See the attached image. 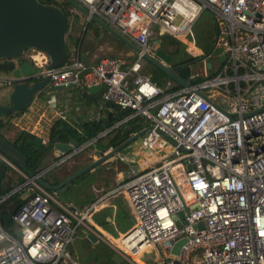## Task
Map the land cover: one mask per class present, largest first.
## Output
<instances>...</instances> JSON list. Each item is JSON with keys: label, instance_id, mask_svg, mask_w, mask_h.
I'll return each mask as SVG.
<instances>
[{"label": "built area", "instance_id": "1", "mask_svg": "<svg viewBox=\"0 0 264 264\" xmlns=\"http://www.w3.org/2000/svg\"><path fill=\"white\" fill-rule=\"evenodd\" d=\"M76 1L138 48L132 60L103 56L84 63L73 48L53 68L35 48L22 59L54 88L101 85V100L129 110L114 126L135 115L147 121L136 141L156 159L138 172L129 168L110 189L123 195L133 223L108 237L89 219L97 201L72 211L35 181L40 170L29 177L0 153L22 177L0 194V205L14 207L15 225L11 233L0 223V264H81L66 251L79 227L130 264L146 252L152 264H264V0ZM204 10L216 24L217 67L175 89L172 80L159 86L141 74L143 55L153 52L152 32L180 40L193 58L203 55L191 27ZM1 63L17 64L14 58ZM5 74L0 70V86L10 87L16 78ZM165 146L159 158L155 150ZM72 155H59L54 165ZM16 197L23 201L13 205Z\"/></svg>", "mask_w": 264, "mask_h": 264}, {"label": "water", "instance_id": "2", "mask_svg": "<svg viewBox=\"0 0 264 264\" xmlns=\"http://www.w3.org/2000/svg\"><path fill=\"white\" fill-rule=\"evenodd\" d=\"M62 1L66 2L84 18L82 35L85 33L86 26L89 23H93L125 45L130 49L131 53L138 51V48L131 41L117 33L94 15L89 14L76 0ZM66 19V15L59 8L51 4H42L37 0H0V59L14 58L17 63L9 70L10 74H8L9 71L6 72L8 76L16 78V81L10 87H7L10 89L8 103L5 105L0 104V118L8 113L24 110L32 102L35 95L43 91L48 84V77L41 78L37 71L22 59L21 54L25 49L35 48L46 53L49 57L47 68L56 67L64 61L66 55L65 35L69 29ZM213 25V41L209 49L202 56L189 61L179 62L180 59L174 60V58L168 56L164 52V49L159 47V41L155 40L156 48L153 52L144 54L143 60L178 85L185 86L187 82L191 81V78H187L190 64L206 59V67L209 68L207 64L209 59L207 57L211 53L214 55L218 53L219 60H222L220 49L214 47L217 36L215 22H213ZM100 90L101 85L90 86L81 89V96L95 99ZM106 104L113 105L110 101H106ZM144 131L145 128L130 135L125 141L105 153H102L101 150H95L94 155L97 156L96 159L77 168L57 184H50L42 177H35V181L44 190L56 192L57 199L64 204L68 203L69 208L74 211L75 206L72 204L74 202L72 194L67 191L68 184L83 173L102 164L107 158L116 154L123 147L136 141ZM86 145L77 146L73 139H69L66 143H54V149L57 152V156H59L67 153L75 154L74 150H81ZM0 153L25 175L29 177L35 176V173L26 167L25 158L1 134ZM8 167L5 162L0 160V189L1 181L4 174L7 173ZM53 167L54 162L49 163L40 170V173L44 175L45 172L51 170ZM177 216L182 218L181 213H178ZM86 237L91 241H95V237L90 232H87ZM182 242V239L175 242L171 252L177 254L178 246ZM114 258L116 259L115 255ZM117 259L119 260L118 256Z\"/></svg>", "mask_w": 264, "mask_h": 264}, {"label": "crops", "instance_id": "3", "mask_svg": "<svg viewBox=\"0 0 264 264\" xmlns=\"http://www.w3.org/2000/svg\"><path fill=\"white\" fill-rule=\"evenodd\" d=\"M78 21V24L84 25V18L82 19V21H80V19ZM74 28L76 27L74 26ZM74 28L73 30H75ZM72 33L74 35H77V33L74 31ZM94 34H97V32H95L94 28H91V30H89L88 33L84 35L81 43L78 46V50H76L77 57L84 63H93L98 58L102 57L103 54L108 53L114 49V46L108 41H97L94 38ZM68 43L71 44L70 42ZM150 46L152 48V51H154V48L156 47L155 41H153L152 44L150 43ZM70 48H74L73 45L70 46ZM119 51L122 52V50L120 49ZM124 55L125 58L123 59V61L127 62L131 59L134 53H131L130 51V53H126ZM44 92L45 94L43 96L40 94H36L29 106L26 107L23 112L20 111V115L17 116L16 119L11 118V120L5 122V124L0 128V134L8 142L11 143L16 132L23 129H28L30 132L35 133L38 136H42L44 139H46L49 124L54 119L60 118V114L58 115V113H61V115H63V118L60 119L65 120L67 123L71 124L78 123L81 120H96L100 117H104L107 113L110 112L111 107L113 106H110L106 104V101L101 100L99 97V93L97 94L95 99L81 96V90L77 87L54 88L50 85H47L44 89ZM38 99L41 103H45V111L40 110ZM31 106L38 107L40 111L36 112L31 108ZM113 127H115L114 124L110 128H107L102 132L106 133ZM90 144L91 143H89L88 145ZM109 149L111 148L102 151V153L107 152ZM95 150L99 149L92 148L91 153L88 154L89 159H86L75 166L81 167L91 160L96 159L97 156L94 155ZM51 155H57L55 149L52 150ZM154 159V156H148L147 152L138 148L137 141H134L130 145L123 147L116 154L110 156L102 164L99 165L100 170L99 172H95L94 181L89 185L88 188L84 185V183H82V187L80 186L76 188L75 194L72 195V198L74 200L72 204L77 210H79L89 205V203L86 202L89 199L92 202L97 201V208L90 214L89 219L98 229L106 233L108 237L112 236H110L109 232L105 229L107 223L113 225L111 228L112 233H117L119 235L128 231L133 223V218L129 211L127 202L125 201L121 193L115 192L109 194V191L112 187L120 182V180L123 178L124 172H127L129 168L138 172L147 168L150 162L155 161ZM70 162L73 161L70 160L68 163ZM56 166L58 165H54V167ZM88 191L93 192L92 194H89L87 193ZM11 201L13 205L16 204V199ZM99 212H101L103 215L99 216L100 219L99 221L97 220L98 223L96 224L92 220V216ZM114 255L116 256L117 261V255L115 253Z\"/></svg>", "mask_w": 264, "mask_h": 264}, {"label": "trees", "instance_id": "4", "mask_svg": "<svg viewBox=\"0 0 264 264\" xmlns=\"http://www.w3.org/2000/svg\"><path fill=\"white\" fill-rule=\"evenodd\" d=\"M37 1L42 4H51L59 8L66 15L67 17L66 24L68 25V19L70 16H72L71 15L72 8L66 2L62 0H37ZM84 35L85 34H83L82 36L81 34L74 35V34H70L69 32L66 33L65 35L66 55L64 61L67 60V58L69 57L70 49H71L70 46L73 45L75 50H78V46L81 43ZM207 36L212 37V40L210 42L212 43L214 36V26H212L211 32H209ZM155 38H156L155 40H158L161 45L163 46L167 45L173 47L172 51H174L176 55L173 57L174 60L180 59L179 62L189 61V59H186L183 56H181L180 58L179 55L177 54L178 50H183V52L185 51L186 46L183 43L166 34H158L157 36H155ZM68 42H70L71 44H69ZM205 49L207 51L209 48L208 49L205 48ZM12 67L13 65L10 63L0 64V70L5 73L8 72ZM153 70H154L153 76L150 75L149 78L156 85L163 86L166 81L171 80L157 69L153 68ZM156 74L164 76V78H166L165 79L166 81H164L162 85H160L158 82L154 80ZM177 87H179V85L175 83V85L170 89H175ZM39 94L41 95L42 91L39 92L37 95ZM21 112H23V110ZM128 113L129 110H120L117 106L113 105L109 113H107L104 117H100L96 120L93 119L81 120L78 123L70 124L67 123L65 120L56 118L48 126L47 136L44 143L41 142V138H43L42 136H38L37 134L30 132L28 129H23L21 131L16 132L11 143L12 146H14L17 149V151L25 158L26 167L30 171L36 173L39 170H41L43 167L48 165L49 163L55 162L58 159L57 155L55 156L51 155L52 150L54 149V143L56 142L66 143L68 142L69 139H73L76 142L77 146L80 145L82 146L86 142L94 138L91 147L104 151L108 148L112 149L118 146L120 143L126 140L131 134L136 133L148 126V123L144 118H142L139 115H135L127 119L126 121L119 123L117 126L111 128L104 135L100 137L97 136L105 129L110 128L115 122H118L121 119H123ZM14 114L20 115L19 112H15L13 114L8 113L4 115L2 118H0V128L5 124V122L9 121L14 116ZM62 164H59L58 166ZM58 166L50 170L51 173L50 175L46 177L44 174L42 178L50 184H57L59 181L63 180L65 177H67L69 174H71L73 171L79 168L73 166L72 169L66 173L67 175L59 177L53 174L54 169L57 168ZM97 167H94L89 171L83 173L82 175L77 177L74 181H72L70 184H68L67 186L68 193L72 194L74 192L72 195L75 194L76 188L80 187V185L78 186L77 182L81 179H85L84 185L88 188L89 185L94 181L95 176L94 174L93 175L91 174L93 173V171L98 170ZM21 180L22 177L16 171L11 170L10 168L7 169V173L4 174V177L2 179L0 194L8 192L10 189H12L15 186L17 182H20ZM20 201H23V199L16 197V204H18V202ZM86 202H88L89 204L92 203L90 199ZM13 211H14V207L12 205H8L7 203H3L2 205H0V223L5 230L10 231L11 233L15 228V225L11 220V214ZM83 230L85 231V229Z\"/></svg>", "mask_w": 264, "mask_h": 264}, {"label": "rangeland", "instance_id": "5", "mask_svg": "<svg viewBox=\"0 0 264 264\" xmlns=\"http://www.w3.org/2000/svg\"><path fill=\"white\" fill-rule=\"evenodd\" d=\"M71 15L68 19V31L70 34H73L72 32H76L78 33L77 28H81V25L78 24V20L80 19V21H82L83 17L76 12L74 9H71ZM72 17V18H71ZM80 25V26H79ZM213 25V19L211 14L207 11L204 10L202 11V13L199 15V17L196 19V21L193 23L192 27H191V33L194 39V44L196 45V47L198 49L202 50V53H205L206 49L205 48H209L211 46V40L212 37L207 36L209 32H211ZM73 28L75 30H73ZM89 30H91V28H94L95 32H97V34L94 36V38L97 41H108L110 42L113 46L114 49L111 50L108 53L103 54V56H111V57H116L118 59H120L124 64L128 63L129 61L132 60L133 56L131 57V59L127 62H124L123 59L125 58L126 53H130V49H128L125 45H123L121 42H119L117 39H115L114 37H112L109 33L103 31L102 29L98 28L97 26H95L94 24H89ZM73 30V31H72ZM158 33L156 32H152V34L150 35V43L152 44L153 41H155V36H157ZM176 39V38H175ZM178 40V39H177ZM180 41V40H178ZM181 42V41H180ZM182 43V42H181ZM184 44V43H183ZM185 45V44H184ZM164 49V52L170 56V57H174L175 52L172 51L173 47L172 46H162ZM122 50L121 51H119ZM177 54L179 55V57L181 58V56H183L186 59H193V57H191L190 55H188L186 53V49L183 52V50H178ZM177 55V56H178ZM219 54H210L207 58L209 59L207 64L209 65L207 68L206 67V59L204 60H200L197 61L195 63H192L189 65V78H194V79H201L204 78L208 73H211L212 70H214V68L217 66L218 61H219ZM102 56V57H103ZM141 64V68H140V73L144 74V75H152L153 76V69L150 68V66L148 65L147 62H145L144 60H142L140 62ZM2 77L6 78L8 77L7 74L2 75ZM155 81L158 82L160 85H162L164 83V81H166L164 78V76L161 75H157L154 77ZM1 85V84H0ZM50 89V88H47ZM58 91V90H57ZM10 93V89L7 87H3L0 86V104L1 105H5L8 103V96ZM45 94L44 90L42 92V96ZM39 100V99H38ZM38 104H40V110L45 111L46 110V105L45 103H41L40 100L38 102ZM31 108L33 110H35L36 112H39V108L38 107H34L31 106ZM19 116V114H14V116L12 118H15ZM11 120V119H10ZM92 143L90 145H87L86 147H83L81 150L77 151L74 155H72V157L70 159H73L71 163H64L60 166H58L57 168L54 169L53 174H55L56 176H63L64 174H66L67 172H69L73 166L80 164V162L89 159L88 158V154L91 153L92 147H91ZM167 149V146L163 147V149H160L159 147L155 150V153L157 154V156L159 158H163L164 157V151ZM148 156H150V154H148ZM156 159V157H155ZM154 159V160H155ZM68 163V164H67ZM99 167V166H98ZM97 167V168H98ZM100 167L98 168V170L93 171V174H95L96 171L99 172ZM45 176L47 177L48 175H50V171H47L44 173ZM85 179H81L79 180L78 186L80 185L81 187L83 186L82 183H84ZM93 192V191H92ZM91 191H88L87 193L92 194ZM94 194V193H93ZM103 215L101 212L96 213L92 216V220L94 221V223H98L97 220L99 221L100 217ZM113 225H111L110 223L106 224L105 229L109 232L110 236L115 237L118 234L117 233H112L111 228ZM87 232H85L83 230V228L79 227L76 229L74 235L72 236L70 243L68 244L66 251L68 253V255L70 257H72L73 259H75L76 261H78L81 264H130L128 261H126L125 259H121L119 257V260L116 261V259L114 258V252L112 251V249L106 244L104 243L102 240H96V241H91L90 239H88L86 237ZM133 261V260H132ZM153 263V259H152V254L151 253H142L140 254V256L138 258H136L135 261L132 262V264H152Z\"/></svg>", "mask_w": 264, "mask_h": 264}, {"label": "flooded vegetation", "instance_id": "6", "mask_svg": "<svg viewBox=\"0 0 264 264\" xmlns=\"http://www.w3.org/2000/svg\"><path fill=\"white\" fill-rule=\"evenodd\" d=\"M80 26V25H79ZM89 24L86 26V28H85V30H84V34H86V33H88V31H89ZM77 28V31L79 30V32L77 33V34H81L82 35V32H83V25H81V28H78V27H76ZM96 34H94V36H95ZM83 36V35H82ZM163 45H161L160 43H159V47H161L162 49H163V47H162ZM73 50H74V52H75V54H76V50H75V48H73ZM77 55V54H76ZM149 65V64H148ZM150 66V65H149ZM150 68H154V67H152V66H150ZM155 69V68H154ZM156 72V71H155ZM15 113V112H14ZM11 114H13V112L11 113Z\"/></svg>", "mask_w": 264, "mask_h": 264}, {"label": "snow or ice", "instance_id": "7", "mask_svg": "<svg viewBox=\"0 0 264 264\" xmlns=\"http://www.w3.org/2000/svg\"><path fill=\"white\" fill-rule=\"evenodd\" d=\"M201 187H203V185H201Z\"/></svg>", "mask_w": 264, "mask_h": 264}, {"label": "bare ground", "instance_id": "8", "mask_svg": "<svg viewBox=\"0 0 264 264\" xmlns=\"http://www.w3.org/2000/svg\"><path fill=\"white\" fill-rule=\"evenodd\" d=\"M7 125H8V124H7ZM7 125H6V126H7Z\"/></svg>", "mask_w": 264, "mask_h": 264}]
</instances>
